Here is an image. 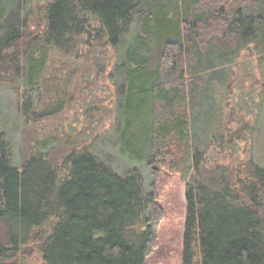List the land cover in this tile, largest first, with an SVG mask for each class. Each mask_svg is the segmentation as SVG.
<instances>
[{"label": "trees", "instance_id": "1", "mask_svg": "<svg viewBox=\"0 0 264 264\" xmlns=\"http://www.w3.org/2000/svg\"><path fill=\"white\" fill-rule=\"evenodd\" d=\"M246 51L259 72L242 91L233 68L250 64ZM51 74L80 76L93 103L56 102L68 79L44 103ZM101 76L110 108L89 94ZM1 87L24 124L54 120L58 135L16 164L0 119V264H147L162 169L190 171L181 264H264V165L231 153L255 128L254 112L236 111L239 91L264 103V0H0ZM93 119L103 131H88ZM209 148L229 161L206 167Z\"/></svg>", "mask_w": 264, "mask_h": 264}, {"label": "rangeland", "instance_id": "2", "mask_svg": "<svg viewBox=\"0 0 264 264\" xmlns=\"http://www.w3.org/2000/svg\"><path fill=\"white\" fill-rule=\"evenodd\" d=\"M42 2L43 0H38ZM251 52L246 51L240 54V59H245L250 62L249 65H246L244 62H241L234 66L233 71L241 76L240 80L243 82V85H240V89L244 91L247 87L249 89L256 88V76L247 77L250 71L254 74L259 72V68L256 63V59L252 56H249ZM242 60H239L240 62ZM51 76L47 79L52 87L47 89L46 87L42 88V96L44 103L48 102V100L53 98V92L59 88V84L64 79L69 80V85H66V90L69 91L67 96L64 95V89L57 91L56 102H64L67 103L68 98L75 97L76 94L79 96L85 95L87 98V90L84 89L83 92H80L82 86V79L79 77L76 79V76L70 77L69 75H65L63 79H57L55 76ZM56 79V80H54ZM72 80V81H71ZM58 82V83H57ZM96 86L93 90H90L91 96L96 99L98 105L101 108H109L110 103H112V98L110 95L111 85L106 78L101 76L96 81ZM109 86V87H108ZM61 87V84H60ZM75 92H74V90ZM239 101L244 104V106L235 105L236 111L245 114V117H248L247 112L253 113L252 119L255 125L252 134L247 136V140L242 143H238L237 151L231 152L233 156H242L243 152H249L252 155L253 159L264 165V103L261 106L260 110H257V102H250L248 95H244L243 92L239 91L238 93ZM47 98V99H46ZM67 98V99H65ZM88 104L93 103V100L87 98ZM47 100V101H46ZM260 100V98H259ZM16 93L10 87H1L0 88V119L4 118L5 120V128L11 133V143H12V153L13 160L17 164L21 162L25 156H27L30 151L33 149V146L36 144L37 140L43 141L47 140V143H53L55 141L51 138L54 134L58 135L55 131L56 124L54 120L51 123L39 121L37 125L31 126L23 123L21 118L18 116L16 112ZM42 102V104L44 105ZM77 103H79L77 101ZM95 103V102H94ZM250 103V106H246V104ZM255 105H254V104ZM79 108V104L76 106ZM102 119V118H101ZM88 122V121H87ZM86 122V123H87ZM96 123V125H95ZM88 124V123H87ZM4 125V123H3ZM103 125L101 124L100 119H93V122L89 123L88 131H101ZM103 131V130H102ZM109 147V146H107ZM107 151L112 155V160H110V164L114 170L117 172L123 171V168L126 165V160L122 156H118L116 148H106ZM228 152V151H227ZM221 155L218 149L214 150V148H209L206 154L207 166H212L216 163H227L229 161L230 152ZM140 173L143 178L144 189L149 192L151 190V178L148 170L144 167V165L138 166ZM190 171L186 174L185 177L189 176ZM185 177L183 178L179 174L168 173L165 170H160L159 176L156 179L157 191L159 194V200L161 206L165 211V218L161 223L159 233H158V244L156 248L153 250L151 255L147 258V264H181V252H182V234H183V223H184V215H185V201H184V184ZM162 187V188H161Z\"/></svg>", "mask_w": 264, "mask_h": 264}]
</instances>
